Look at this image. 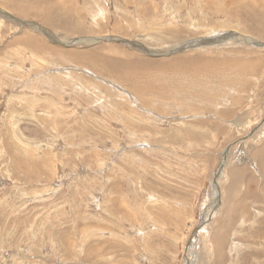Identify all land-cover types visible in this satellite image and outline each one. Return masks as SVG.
<instances>
[{
    "label": "rangeland",
    "instance_id": "374dc122",
    "mask_svg": "<svg viewBox=\"0 0 264 264\" xmlns=\"http://www.w3.org/2000/svg\"><path fill=\"white\" fill-rule=\"evenodd\" d=\"M0 264H264V0H0Z\"/></svg>",
    "mask_w": 264,
    "mask_h": 264
},
{
    "label": "water",
    "instance_id": "95a60500",
    "mask_svg": "<svg viewBox=\"0 0 264 264\" xmlns=\"http://www.w3.org/2000/svg\"><path fill=\"white\" fill-rule=\"evenodd\" d=\"M225 163V155H222V160L221 163L219 164V167L217 168L215 175L217 176L219 174V171L221 170V168L223 167V164ZM215 179H214V184H215Z\"/></svg>",
    "mask_w": 264,
    "mask_h": 264
},
{
    "label": "bare ground",
    "instance_id": "6f19581e",
    "mask_svg": "<svg viewBox=\"0 0 264 264\" xmlns=\"http://www.w3.org/2000/svg\"><path fill=\"white\" fill-rule=\"evenodd\" d=\"M56 2V1H55ZM227 26V25H226ZM231 28V27H230ZM192 59H194V58H192ZM191 61V60H190ZM175 62V61H174ZM179 62V64H180V61H178ZM178 62H176V63H178ZM185 62V61H184ZM182 63V62H181ZM172 64V63H171ZM185 64V63H184ZM183 64V65H184ZM186 64H187V61H186ZM190 64V63H189ZM192 64V63H191ZM174 65V64H173ZM176 66V65H175ZM185 66V65H184ZM175 68V67H174ZM113 71V70H112ZM124 71V70H123ZM142 86H144V85H142ZM150 90V89H149ZM147 91V90H146ZM217 198V197H216Z\"/></svg>",
    "mask_w": 264,
    "mask_h": 264
}]
</instances>
